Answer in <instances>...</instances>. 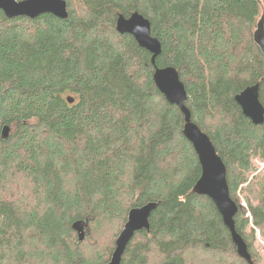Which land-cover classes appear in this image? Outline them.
I'll use <instances>...</instances> for the list:
<instances>
[{"label": "trees", "instance_id": "16d2710c", "mask_svg": "<svg viewBox=\"0 0 264 264\" xmlns=\"http://www.w3.org/2000/svg\"><path fill=\"white\" fill-rule=\"evenodd\" d=\"M66 1L67 19L0 10V264H109L130 210L148 203L151 230L135 232L121 264H250L194 192L202 168L152 53L116 29L134 12L151 21L157 67L179 72L192 121L224 161L237 232L261 264L264 124L235 100L260 83L264 103L260 1ZM87 220L81 241L73 224Z\"/></svg>", "mask_w": 264, "mask_h": 264}, {"label": "water", "instance_id": "95a60500", "mask_svg": "<svg viewBox=\"0 0 264 264\" xmlns=\"http://www.w3.org/2000/svg\"><path fill=\"white\" fill-rule=\"evenodd\" d=\"M260 1V0H257ZM0 10L12 19L16 17L37 18L43 14H52L61 19L69 17L66 0H0ZM116 29L121 34H131L138 44L152 53L151 62L155 67L154 82L166 100L177 105L185 116L183 134L193 145L202 168V173L195 184L194 192L209 197L222 216L224 225L230 230L238 254L252 263L247 244L237 232L235 216L239 211L238 204L231 198L227 179V168L217 153L210 137L192 121V114L186 102L189 98L185 84L174 67L159 68L156 58L162 52L161 42L152 35L151 21L139 12L129 17L120 14ZM254 40L264 54V16L257 23ZM244 115L256 125L264 124V103L260 99V83L248 86L235 96ZM11 127L5 126L2 137L7 139ZM155 203L137 206L130 210L127 222L116 240V248L109 264H121L126 247L135 232L151 230L150 217L156 209ZM89 221H77L73 227L79 231L80 238H86V226Z\"/></svg>", "mask_w": 264, "mask_h": 264}, {"label": "rangeland", "instance_id": "374dc122", "mask_svg": "<svg viewBox=\"0 0 264 264\" xmlns=\"http://www.w3.org/2000/svg\"><path fill=\"white\" fill-rule=\"evenodd\" d=\"M260 4H261V13H260L261 15H260L259 20L261 19L262 16H264V0H260ZM254 164L256 165V167L259 168L258 172L264 167V163H262L259 159H256L254 161ZM243 204L247 205L246 201L243 200ZM256 234H257L256 247L262 256L261 264H264V241L259 232H257ZM84 240H86V238Z\"/></svg>", "mask_w": 264, "mask_h": 264}, {"label": "bare ground", "instance_id": "6f19581e", "mask_svg": "<svg viewBox=\"0 0 264 264\" xmlns=\"http://www.w3.org/2000/svg\"><path fill=\"white\" fill-rule=\"evenodd\" d=\"M178 73H179V72H178ZM226 168H227V167H226ZM148 204H150V203H148ZM148 204H147V205H148ZM155 204H156V203H155ZM156 205H157V204H156ZM156 207H157V206H156ZM151 215H152V214H151ZM74 229H75V228H74ZM75 230H76V229H75ZM76 231L79 233L78 230H76ZM79 237H80V233H79ZM80 240L82 241L83 239L80 238Z\"/></svg>", "mask_w": 264, "mask_h": 264}]
</instances>
